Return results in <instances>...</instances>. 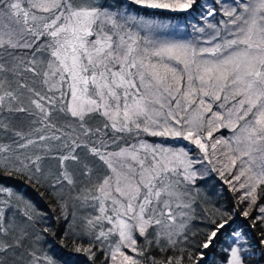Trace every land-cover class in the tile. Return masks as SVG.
I'll list each match as a JSON object with an SVG mask.
<instances>
[{"label": "snow or ice", "instance_id": "obj_1", "mask_svg": "<svg viewBox=\"0 0 264 264\" xmlns=\"http://www.w3.org/2000/svg\"><path fill=\"white\" fill-rule=\"evenodd\" d=\"M0 264H264V0H0Z\"/></svg>", "mask_w": 264, "mask_h": 264}, {"label": "trees", "instance_id": "obj_2", "mask_svg": "<svg viewBox=\"0 0 264 264\" xmlns=\"http://www.w3.org/2000/svg\"><path fill=\"white\" fill-rule=\"evenodd\" d=\"M215 176V174H213ZM213 184L216 185H221L222 182L219 181V178L216 177V180L212 182ZM215 191L218 192L220 195L218 197V202L219 203H224L227 204L228 202L232 201L234 196L239 195V193H233L232 191L229 190L228 185L222 184V187H216Z\"/></svg>", "mask_w": 264, "mask_h": 264}]
</instances>
